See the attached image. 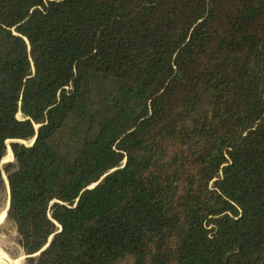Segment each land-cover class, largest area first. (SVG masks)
Instances as JSON below:
<instances>
[{
  "label": "trees",
  "instance_id": "obj_1",
  "mask_svg": "<svg viewBox=\"0 0 264 264\" xmlns=\"http://www.w3.org/2000/svg\"><path fill=\"white\" fill-rule=\"evenodd\" d=\"M1 192L28 264H264V0H0Z\"/></svg>",
  "mask_w": 264,
  "mask_h": 264
},
{
  "label": "rangeland",
  "instance_id": "obj_2",
  "mask_svg": "<svg viewBox=\"0 0 264 264\" xmlns=\"http://www.w3.org/2000/svg\"><path fill=\"white\" fill-rule=\"evenodd\" d=\"M19 116L21 117V114L19 113ZM31 140H20V142L25 143L27 145H32ZM10 142L8 141V150L4 157V163L6 164L8 162H12L13 158L11 159V146ZM13 155V154H12ZM14 161V160H13ZM5 179H7L6 174L4 173ZM7 182V181H6ZM8 186V183H7ZM7 195L4 192L0 193V213L7 207L8 201H7ZM5 217L0 219V250H2L7 255V260L12 259L16 263L21 264H28L26 261L27 254H25V251L23 247L20 244V237L17 232L16 225L9 220H4ZM2 221V222H1ZM120 264H134L133 260H125Z\"/></svg>",
  "mask_w": 264,
  "mask_h": 264
},
{
  "label": "bare ground",
  "instance_id": "obj_3",
  "mask_svg": "<svg viewBox=\"0 0 264 264\" xmlns=\"http://www.w3.org/2000/svg\"><path fill=\"white\" fill-rule=\"evenodd\" d=\"M12 154L13 153H11V159L13 158V155ZM5 209L0 213V219L3 218V217H5V214H6V210ZM6 257H7V255L2 250H0V264H21V263H16L12 259H8L7 260L8 257L7 258Z\"/></svg>",
  "mask_w": 264,
  "mask_h": 264
},
{
  "label": "water",
  "instance_id": "obj_4",
  "mask_svg": "<svg viewBox=\"0 0 264 264\" xmlns=\"http://www.w3.org/2000/svg\"><path fill=\"white\" fill-rule=\"evenodd\" d=\"M35 139H36V137H34L33 138V141H32V144H33V142L35 141ZM14 141H19V140H14ZM11 151H12V149H11ZM12 153H13V151H12ZM13 160H14V154H13ZM12 160V161H13ZM5 161H4V158H3V160H2V164L4 163ZM97 183H95L94 185H92V187L93 186H95ZM8 187H9V184H8ZM9 205H10V197H9V201H8V204H7V207H6V214H5V218L3 219V221L6 219V217H7V214H8V209H9ZM49 245V243L42 249V250H44L47 246ZM41 252V251H40ZM36 254H38V253H36Z\"/></svg>",
  "mask_w": 264,
  "mask_h": 264
}]
</instances>
